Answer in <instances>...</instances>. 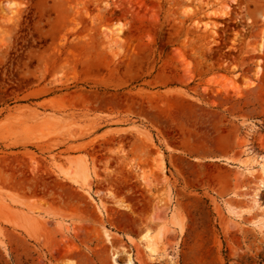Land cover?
<instances>
[{
	"label": "rangeland",
	"instance_id": "obj_1",
	"mask_svg": "<svg viewBox=\"0 0 264 264\" xmlns=\"http://www.w3.org/2000/svg\"><path fill=\"white\" fill-rule=\"evenodd\" d=\"M261 164L264 0H0V264H264Z\"/></svg>",
	"mask_w": 264,
	"mask_h": 264
},
{
	"label": "bare ground",
	"instance_id": "obj_2",
	"mask_svg": "<svg viewBox=\"0 0 264 264\" xmlns=\"http://www.w3.org/2000/svg\"><path fill=\"white\" fill-rule=\"evenodd\" d=\"M260 159H262V158H260ZM260 169L262 170V173H263V175H264V165H262L261 164V166H260ZM259 188H261V187H263V181L261 180V181H259ZM118 206L120 207V208H122V209H126L125 208V206L124 205H121V204H119L118 203ZM175 227H177V229H179V230H181V225L180 224H177V223H175ZM106 236L108 237L109 235H108V233H106ZM160 243V240H159V242H157V243H153V241H151L145 248L147 249V252H148V254H149V257H151L152 259H155V258H157V256L161 253V256H162V254H165L164 253V251H165V249H163L162 251H160L159 249H158V244ZM162 244V243H161ZM131 258L128 256V258H127V260H126V262H125V264H130L131 263ZM70 264V263H69Z\"/></svg>",
	"mask_w": 264,
	"mask_h": 264
}]
</instances>
